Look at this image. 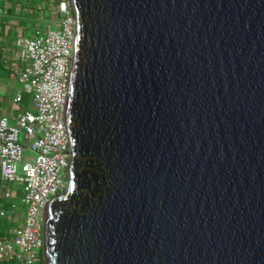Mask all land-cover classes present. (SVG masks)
Returning <instances> with one entry per match:
<instances>
[{
    "label": "water",
    "instance_id": "1",
    "mask_svg": "<svg viewBox=\"0 0 264 264\" xmlns=\"http://www.w3.org/2000/svg\"><path fill=\"white\" fill-rule=\"evenodd\" d=\"M71 2L44 264H264V0Z\"/></svg>",
    "mask_w": 264,
    "mask_h": 264
},
{
    "label": "built area",
    "instance_id": "2",
    "mask_svg": "<svg viewBox=\"0 0 264 264\" xmlns=\"http://www.w3.org/2000/svg\"><path fill=\"white\" fill-rule=\"evenodd\" d=\"M57 14L55 29L35 28L32 35L17 41L15 54L25 65L11 63L36 112L21 108L12 123L8 115L0 116V181L23 185L26 209L17 215L18 225L0 236V261L35 264V249L43 251V207L66 186L70 153L66 101L76 33L71 0H59ZM21 100L19 93L14 101ZM25 148L33 158H23ZM2 195L13 197L10 188ZM9 211L14 212V203ZM6 213L0 207V216Z\"/></svg>",
    "mask_w": 264,
    "mask_h": 264
},
{
    "label": "rangeland",
    "instance_id": "3",
    "mask_svg": "<svg viewBox=\"0 0 264 264\" xmlns=\"http://www.w3.org/2000/svg\"><path fill=\"white\" fill-rule=\"evenodd\" d=\"M0 1V5L3 6L4 1ZM58 1L59 0H19V4L25 7V10L22 11L20 17L13 14L10 15L6 11H4V13L0 12V96H5L3 99H0V111H13L14 107L17 108V104L14 105L11 98H13L19 91H22L24 95L21 102L22 107L29 111L36 112L33 107L32 96L23 91V84L19 82L18 75L13 74L12 69L10 71L6 69L9 68L12 62V56L15 57L16 44L14 41L17 39V34L13 31L9 20H16L19 23V26L24 28L25 36H30L35 30L34 27L55 29L60 19L56 12ZM16 3L17 2H14L13 4L17 6ZM37 3L40 4V8H37ZM21 64L23 66V63ZM16 113L17 111L15 114ZM10 122H13L12 118L10 119ZM20 137H22V134ZM33 157L34 154L30 152L28 148H25L23 158L31 159ZM6 188H10L13 194V197L10 199H6L2 195V192L6 190ZM22 196V184L17 181H0V207L7 209L6 215L0 216V225H3L4 233H7L8 230H11L18 225L19 222L17 215L20 217L25 213L26 209L21 200ZM10 203H14V212L9 211ZM35 253L37 254L35 264H44L42 249H35Z\"/></svg>",
    "mask_w": 264,
    "mask_h": 264
},
{
    "label": "crops",
    "instance_id": "4",
    "mask_svg": "<svg viewBox=\"0 0 264 264\" xmlns=\"http://www.w3.org/2000/svg\"><path fill=\"white\" fill-rule=\"evenodd\" d=\"M4 1V5L3 6H1L0 5V12H2V13H4V11H6V12H8L10 15L11 14H13V15H16V16H21V14H22V11L23 10H25L24 8V6H22V5H20L19 4V0H3ZM1 2V1H0ZM14 2H17L16 4H17V6L15 5V4H13ZM37 5V8H40V4L39 3H37L36 4ZM13 7H14V9H13ZM13 9V10H12ZM56 12H57V7H56ZM8 14V15H9ZM10 21V25L12 26V29H13V31L17 34V39L14 41V43L16 44L17 43V41L20 39V38H23V37H29V36H25L24 35V28H22V27H20L19 26V23L15 20H9ZM34 28H37V27H34ZM0 29H1V26H0ZM32 35V34H31ZM4 39H6V38H4ZM15 55V57L14 56H12V62L11 63H13V62H15L18 66H19V68H22L24 65H25V63H23V62H20V61H18V59H17V57H16V54H14ZM21 63H23V66H22V64ZM22 66V67H21ZM6 69H8L9 71L12 69V72H13V74H17L16 72H15V70L11 67V64H10V66H9V68H6ZM21 94L22 95V100H23V92L22 91H19L18 93H16L15 95H14V97L13 98H11V100H12V102H13V104L14 105H16L17 104V108H13L14 110L13 111H4V110H1L0 111V116H2V115H8L10 118H13L14 117V115H15V112L17 111L18 112V109H23V107H22V105H21V102H22V100L20 101V102H15L14 101V98L18 95V94ZM26 93V92H25ZM3 97H5V96H0V99H3ZM15 109H16V111H15Z\"/></svg>",
    "mask_w": 264,
    "mask_h": 264
},
{
    "label": "trees",
    "instance_id": "5",
    "mask_svg": "<svg viewBox=\"0 0 264 264\" xmlns=\"http://www.w3.org/2000/svg\"><path fill=\"white\" fill-rule=\"evenodd\" d=\"M3 225H0V236H2L4 234V229H3ZM15 263L13 260H1L0 264H13Z\"/></svg>",
    "mask_w": 264,
    "mask_h": 264
}]
</instances>
